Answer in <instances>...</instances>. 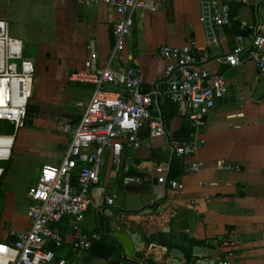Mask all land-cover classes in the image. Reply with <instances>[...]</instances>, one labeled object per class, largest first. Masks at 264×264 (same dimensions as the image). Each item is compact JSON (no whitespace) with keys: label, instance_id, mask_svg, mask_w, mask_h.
I'll return each instance as SVG.
<instances>
[{"label":"crops","instance_id":"obj_1","mask_svg":"<svg viewBox=\"0 0 264 264\" xmlns=\"http://www.w3.org/2000/svg\"><path fill=\"white\" fill-rule=\"evenodd\" d=\"M3 1L0 20L9 23L11 34L24 45L26 41L37 45L38 81L52 93L59 87L57 107L46 106L43 91L31 103L39 107L38 128H33V133L45 139L50 148L36 149L28 157L24 164L28 175L21 183L12 158L0 184L2 188L8 179L6 194L0 199V243H11L14 233L30 228L33 202L28 191L39 180V172L45 165L58 166L70 143V137L59 133L46 113L80 120L81 105L89 102L93 88L71 82V75L83 69L90 41L96 44L99 65L105 64L114 46L113 27L119 17L106 5L88 7L81 0ZM204 3L229 4L233 16L230 25L214 31L217 44L212 46L210 31L200 20ZM13 21L23 29H12ZM256 28L264 31L263 0H165L156 13L136 14L127 39L125 66L140 70L146 91L157 85L164 87L165 61L158 55L159 48L182 47L192 41L196 47L205 48L211 58L206 69L212 75L225 76L228 94L209 114L206 126L192 133L202 143L196 155L174 154L170 143L185 120L181 116L166 120L164 114L166 134L147 135L146 126L140 149L125 148L123 169L113 166L110 155H106L101 184L91 191L93 208L81 231L110 245L99 226L97 214L102 212L106 233L118 230L133 236L135 264H214L222 251L232 255L235 262L264 264V87L260 88L264 78L250 61L236 68L217 61L233 49L238 36L248 37ZM109 91L122 89L111 86ZM154 117L159 114L155 112ZM17 151L19 165L24 161L23 150L18 147ZM190 165H200L201 171L187 173ZM159 166L169 170V178L175 173L184 190L167 187L158 191L153 179ZM113 196L115 207H109L106 200ZM57 227L65 233V243L55 249L54 264L62 259L67 264H133L118 259L92 258L87 262L90 251L78 253L73 249L78 230L71 220Z\"/></svg>","mask_w":264,"mask_h":264},{"label":"built area","instance_id":"obj_2","mask_svg":"<svg viewBox=\"0 0 264 264\" xmlns=\"http://www.w3.org/2000/svg\"><path fill=\"white\" fill-rule=\"evenodd\" d=\"M164 1L81 0L88 7L106 5L118 15L113 27L114 46L108 60L100 66L96 44L90 41L89 57L83 69L72 73L71 82L92 86L91 98L81 105L79 121L67 118L58 124L59 130L70 137L68 149L58 166L42 168L39 180L29 189L28 196L33 202L29 210L30 228L14 233L13 242L0 243V264H54L55 249L65 243V236L57 226L66 219L78 230L73 249L78 253L89 252L96 236L81 231V225L90 211L91 191L101 184L105 156L110 155L118 170L123 169L125 148L140 149L147 123L153 137L165 135L161 111L165 99L199 129L206 126L207 117L217 103L227 97L225 76L212 75L206 69L211 58L205 54V48L196 47L192 41L182 47L159 48L158 55L165 61L162 88L157 85L154 90L146 91L140 70L125 66L127 39L132 34L136 14L156 13ZM200 20L210 31L209 45H215L214 31L230 25L231 7L224 3H204ZM217 61L233 68L250 61L264 78V31L256 28L248 37L238 36L233 49ZM35 78L36 65L25 57L24 42L11 34L7 21L0 20V120L15 125L13 134H0V184L6 165L13 158L16 133L27 126ZM107 85L118 86L122 91H108ZM154 112L159 114L158 118ZM170 145L179 157L194 156L202 147L197 134H191L188 140L172 139ZM200 171V165L187 168L189 174ZM155 172L158 191L167 187L178 192L184 190L182 182L169 178L166 167L159 166ZM115 200V196L107 198V206L115 207ZM58 264H67V261L62 259ZM214 264L244 263L233 261L232 255L222 251Z\"/></svg>","mask_w":264,"mask_h":264},{"label":"rangeland","instance_id":"obj_3","mask_svg":"<svg viewBox=\"0 0 264 264\" xmlns=\"http://www.w3.org/2000/svg\"><path fill=\"white\" fill-rule=\"evenodd\" d=\"M4 1L3 0H0V13L2 11V9L4 8ZM6 5V4H5ZM7 7V5H6ZM17 23L16 21H13L11 22V26H12V29H14L16 27V29L18 28H22V26H17ZM26 54L28 53V49L29 50V56L28 55H25L26 58H30L36 65V54H37V50H36V47L37 45L34 43V42H27L26 41ZM28 47V49H27ZM111 86L113 85H107L106 86V90H111ZM263 87H264V82L260 85V88L263 90ZM59 87H56L55 90L53 91V93L50 91H48V89H46L45 87H42V83L40 81H38V77H37V74H36V78H35V82H34V86H33V96L31 98V102L30 104L34 101V99L37 97L38 93H40L41 91H43V100L44 102L47 104L46 106L48 108H55L57 107L58 103V99L56 97V92ZM58 94V93H57ZM38 112V111H37ZM47 117H49V120L52 121L55 125V128L58 129V132L60 133L61 131L59 130L58 128V124H60V122L62 121H65L68 117H65L64 115L58 113V115L56 116H53L51 117V113L50 112H47ZM36 116H37V113H36ZM37 118L35 117V120ZM34 120V122H35ZM35 123H33L32 126H25L24 128H21L19 131H17L16 133V142H15V147H14V151H13V159L15 160V165L16 163L18 164V157H17V149L19 147V149L23 150L22 151V157L21 159L23 158L24 161L21 160L20 164L19 165H14L15 169L17 170L16 171V176H20V179L17 178V180L19 181V183H21V181H25V177H27L28 175V172H27V169H26V173L24 172V169L26 168L24 166V164H27L28 163V157L31 156V154L36 150L38 149V151H41V150H44V149H49L50 147L48 146V142L43 139V138H38V136L33 133V128H38L36 127L37 126V120H36V124L34 125ZM45 126H48V124H45ZM29 133V134H28ZM64 134V133H62ZM67 136V134H64ZM42 168V167H41ZM41 170V169H40ZM115 171V169H114ZM12 172V170H11ZM11 174V173H10ZM40 174V172H39ZM38 174V178L40 177ZM22 176V177H21ZM3 183V182H2ZM8 179L7 181L5 182V184L2 186V188H0V199H1V196H2V193L5 195L6 194V191H7V186H8ZM1 212V210H0Z\"/></svg>","mask_w":264,"mask_h":264},{"label":"water","instance_id":"obj_4","mask_svg":"<svg viewBox=\"0 0 264 264\" xmlns=\"http://www.w3.org/2000/svg\"><path fill=\"white\" fill-rule=\"evenodd\" d=\"M39 110V107L30 104L28 109V116L26 124L27 126H32L36 117V113ZM147 129L146 134L150 135L151 128L150 123H147ZM10 169V166L6 168L5 174L3 176V179L7 175L8 171ZM2 179V180H3ZM153 185L157 187L158 184V175L153 179ZM93 206L91 204L90 209H92ZM98 220H99V226L101 229V233L106 236V240H110L111 244H102L101 242L97 241L94 243L90 250V256L94 259L102 260V261H109L112 259H118V260H124L125 262H130L135 264V255H136V243L133 238V236L127 232H120L118 230H115L111 233H106L105 227H104V217L103 213L99 212L97 214ZM65 235V233H63Z\"/></svg>","mask_w":264,"mask_h":264},{"label":"trees","instance_id":"obj_5","mask_svg":"<svg viewBox=\"0 0 264 264\" xmlns=\"http://www.w3.org/2000/svg\"><path fill=\"white\" fill-rule=\"evenodd\" d=\"M231 18H233L232 13H231ZM161 111H162V114L165 115L166 120L169 117L172 118V117H175V116H181L178 113V110H177L176 106L170 100H167V99L162 101ZM154 114H155V112H154ZM181 117L184 118V120H185L184 121V125L177 132V134L173 137V139H178V140H182L183 141V140H188L189 139L191 134L195 131V128L192 126L191 120L188 117H184V116H181ZM14 131H15V125L14 124H12V123H10L8 121L0 120V134H13ZM183 169H184V167H183ZM173 174H172V176H170V179L178 180V176L175 175V173H173ZM75 183H76V180L73 182V184H75ZM95 242H97V241H95ZM99 242H101V241H99ZM91 260H92V257L90 256V254H88L86 261L89 262Z\"/></svg>","mask_w":264,"mask_h":264}]
</instances>
